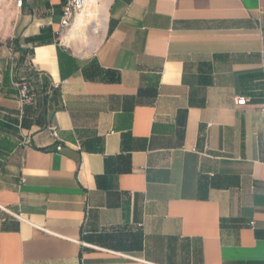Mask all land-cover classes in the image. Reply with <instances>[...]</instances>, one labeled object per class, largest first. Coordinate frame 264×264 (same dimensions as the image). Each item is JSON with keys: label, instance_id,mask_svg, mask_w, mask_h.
<instances>
[{"label": "crops", "instance_id": "obj_1", "mask_svg": "<svg viewBox=\"0 0 264 264\" xmlns=\"http://www.w3.org/2000/svg\"><path fill=\"white\" fill-rule=\"evenodd\" d=\"M65 2L0 0V264H264V0Z\"/></svg>", "mask_w": 264, "mask_h": 264}, {"label": "built area", "instance_id": "obj_2", "mask_svg": "<svg viewBox=\"0 0 264 264\" xmlns=\"http://www.w3.org/2000/svg\"><path fill=\"white\" fill-rule=\"evenodd\" d=\"M88 0H66L64 4V9L61 17V29H65L69 27L73 22L76 15L85 7ZM22 0H17V6L21 7ZM19 100L22 104H33L34 103V95L31 93V88L28 86L26 82H21L19 85ZM246 98H238L237 106H242L247 103ZM47 131L50 132L51 136L56 140H60V132L58 128L54 125H50L47 127ZM58 151H62L61 146L56 147ZM16 219L20 222L24 219L22 215H14Z\"/></svg>", "mask_w": 264, "mask_h": 264}]
</instances>
